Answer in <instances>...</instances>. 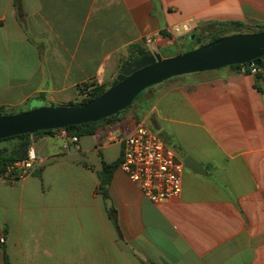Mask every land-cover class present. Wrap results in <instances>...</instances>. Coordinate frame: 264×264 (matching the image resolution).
I'll return each instance as SVG.
<instances>
[{
	"label": "crops",
	"instance_id": "1",
	"mask_svg": "<svg viewBox=\"0 0 264 264\" xmlns=\"http://www.w3.org/2000/svg\"><path fill=\"white\" fill-rule=\"evenodd\" d=\"M225 23L263 28L264 0H0V108L78 103L84 85L110 86L131 46H198ZM263 87L240 67L178 77L145 91L142 115L77 143L35 137L33 168L0 176V264H264ZM137 125L201 167L183 166L177 198L146 201L118 167L101 191Z\"/></svg>",
	"mask_w": 264,
	"mask_h": 264
},
{
	"label": "water",
	"instance_id": "2",
	"mask_svg": "<svg viewBox=\"0 0 264 264\" xmlns=\"http://www.w3.org/2000/svg\"><path fill=\"white\" fill-rule=\"evenodd\" d=\"M262 58L264 31L222 37L165 59L158 53L144 55L123 67L122 81L88 103L42 107L13 115L0 113V140L97 123L125 111L144 91L171 79L231 66L261 67ZM182 162L195 174L203 172L198 163L189 157L183 158Z\"/></svg>",
	"mask_w": 264,
	"mask_h": 264
},
{
	"label": "built area",
	"instance_id": "3",
	"mask_svg": "<svg viewBox=\"0 0 264 264\" xmlns=\"http://www.w3.org/2000/svg\"><path fill=\"white\" fill-rule=\"evenodd\" d=\"M173 32L178 34L177 29ZM153 43L151 38L145 41V49L150 54L156 53ZM240 69L241 73L250 75L264 73V69L255 66L241 65ZM87 95L86 91L83 98H87ZM60 132L67 136L65 131ZM67 140L71 143L78 142L76 136H69ZM118 141L122 144L118 168L138 187L146 201L159 204L181 194L183 163L177 160L175 150L168 147L157 134L143 125H137L131 134L119 138ZM35 160V152L29 147L26 159L9 166L3 178H23L33 168Z\"/></svg>",
	"mask_w": 264,
	"mask_h": 264
},
{
	"label": "trees",
	"instance_id": "4",
	"mask_svg": "<svg viewBox=\"0 0 264 264\" xmlns=\"http://www.w3.org/2000/svg\"><path fill=\"white\" fill-rule=\"evenodd\" d=\"M244 29H245V33H248V34L261 33L264 31V27L263 28L262 27H255V28L247 29L241 23H225V24L220 25L221 36H217V34H216V35L212 36L211 40L207 43H211L217 39H220L222 37L230 35L231 33L241 34ZM207 43H199L198 47L203 46ZM129 50H130L129 52L131 53V55L126 60V62H124L122 64L119 76L110 84L109 87L117 84L118 82H120L124 79L121 72H122V69L125 65L137 60L141 56L150 55L144 49H142L140 47V45H133L130 47ZM134 53H136L137 55H133ZM239 67L240 66H231L230 68L237 70V69H239ZM261 67L264 68V58H262ZM109 87L96 86V85L91 86V85L86 84V85H84L83 89H81L80 93H81V95H83L87 91V93H88L87 98H83L78 103H69L65 106H73V105L88 103V102L92 101L93 99L97 98L98 96H100ZM152 88H154V87H152ZM152 88H149L146 91H148ZM144 93H145V91L140 95H143ZM135 101H136V99L134 100V102ZM126 111H127V109L125 111L119 112L116 115L109 117L107 119H104V120L97 122V123H87V124H83V125H79V126H72V127H68V128L63 129V131H65L67 133V135H69V136H76V137L94 135L98 132L99 127H101L103 125L115 124L118 121V119ZM0 113H2L3 115H12V113L7 112L2 108H0ZM137 120L138 119L136 118L135 121H137ZM55 132H60V130L41 131V132H37L33 135L26 134V135H22V136H15V137L5 139V140H0V142L9 141V140L15 142L14 145H12L8 150H6L5 152H0V176H2L6 172V170L9 166H11L15 163L24 161L26 159L27 151H28L29 147H31L32 140L35 137L47 135V134H53ZM116 167H118V163L113 164V165L103 164V173L101 175H99L100 188H101V191H103V193H104V187L107 186L109 181H110V177L107 174H108V172L112 171Z\"/></svg>",
	"mask_w": 264,
	"mask_h": 264
},
{
	"label": "rangeland",
	"instance_id": "5",
	"mask_svg": "<svg viewBox=\"0 0 264 264\" xmlns=\"http://www.w3.org/2000/svg\"><path fill=\"white\" fill-rule=\"evenodd\" d=\"M217 36H221V34H217ZM230 36V35H227ZM226 37V36H225ZM211 40V37H206L202 40V43H207ZM208 44V43H207ZM181 45L183 46L182 49H176V47H174L173 45H167L165 47H159L158 50H155L156 53H158L163 59L165 58H169V57H173L175 55L178 54H182L185 52H188L190 50H194L196 48H198L197 43L194 41H181ZM147 53H149L146 49H144ZM150 54V53H149ZM183 77V76H182ZM142 97L143 95H140L136 101L129 107L127 108V111L125 112V115L128 113V115H130L131 113H133L134 111H136L138 113V115H142V112H146L149 109V106L147 103L144 102V104L142 105V112L137 111V106L139 105V103L142 101ZM42 108V107H41ZM38 109V108H36ZM34 110V109H31ZM29 110V111H31ZM17 112V113H15ZM14 113L15 114H19V113H24V112H20L18 110H16ZM19 112V113H18ZM28 112V111H25ZM133 120V119H132ZM136 122V121H135ZM14 141H3L0 142V152H5L6 150H8L12 145H14Z\"/></svg>",
	"mask_w": 264,
	"mask_h": 264
}]
</instances>
